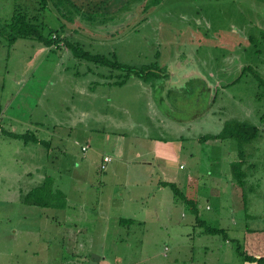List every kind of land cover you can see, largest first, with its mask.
Masks as SVG:
<instances>
[{
	"label": "rangeland",
	"instance_id": "374dc122",
	"mask_svg": "<svg viewBox=\"0 0 264 264\" xmlns=\"http://www.w3.org/2000/svg\"><path fill=\"white\" fill-rule=\"evenodd\" d=\"M39 9L0 0V23ZM40 13L44 34L167 75L115 84L121 69L0 37V264H246L237 247L258 239L264 254V133L245 145L243 184L236 141L200 139L234 119L264 127V0H55ZM46 175L65 206L20 201ZM77 228L100 238L76 256Z\"/></svg>",
	"mask_w": 264,
	"mask_h": 264
},
{
	"label": "trees",
	"instance_id": "16d2710c",
	"mask_svg": "<svg viewBox=\"0 0 264 264\" xmlns=\"http://www.w3.org/2000/svg\"><path fill=\"white\" fill-rule=\"evenodd\" d=\"M40 9L35 15L30 16L28 12L16 11L8 20L0 23V37L6 38L9 44H12L17 38H33L45 46H54L59 48L61 45L71 51L73 56L78 59H85L87 61L93 62L95 64L108 66L110 68L121 69L124 73L121 75V80L114 81L115 84L123 85L127 82L128 78L133 74L138 79L142 81L149 82L150 80H156L160 77H165L167 74L161 70V68L152 66L138 68L135 66L126 65L120 62L117 57L112 55L107 57L100 53H91L83 48L81 43L72 42L66 38H63L60 34V30L49 29L46 34L43 33V22L40 21V12L44 10L49 2H54L55 0H37ZM153 5L157 4L159 0H152ZM261 38L264 39V31H262ZM252 40V36L249 37V41ZM251 69V66H243V73ZM263 82V81H262ZM261 96V95H260ZM261 120H263L264 115H260ZM264 121V120H263ZM4 135H9L13 137H21L26 142L28 141H41L47 142L44 139L39 138L33 132L25 131L22 133L11 131V130H1ZM264 133V127L253 122H247L244 120L234 119L233 121H225L218 133H209L200 136L201 140H228L231 139L236 141L238 147V158L231 163L232 165V177L237 178V182L243 184L245 175L247 174L242 169V163L245 161L246 147L245 145L249 142H254L259 138L260 135ZM250 147V146H249ZM256 149V148H255ZM159 184L168 185L173 190L174 195L178 196L185 203L190 204L195 212L198 213V207H196V200L192 197H188L182 192L176 182L170 180H161ZM21 199L27 204H37L40 206H49V204L55 203L59 207L63 206L64 194L59 190V188L53 186V181L46 175L40 183L32 186L28 190L22 193ZM244 199V195H243ZM198 222L205 226L206 232L211 234L225 233L223 228H215L207 222L204 218H199ZM237 250L239 254L243 256L245 260L255 261L259 264H264V255L256 256L252 253H247L242 250L240 245H238Z\"/></svg>",
	"mask_w": 264,
	"mask_h": 264
},
{
	"label": "crops",
	"instance_id": "0c3cea01",
	"mask_svg": "<svg viewBox=\"0 0 264 264\" xmlns=\"http://www.w3.org/2000/svg\"><path fill=\"white\" fill-rule=\"evenodd\" d=\"M230 167L232 168V165H230ZM230 168V169H231ZM231 174H232V169H231ZM189 177V176H188ZM189 179H191V178H189ZM163 180H165V179H163ZM167 180V179H166ZM171 181H174V180H171ZM175 182V181H174ZM160 182H158V184L157 185H159V187L160 186H163V184H159ZM23 193V192H22ZM22 193H20V195H19V199H20V201H22V199H21V196H22ZM241 198L243 199V195L241 196ZM243 201H245V200H243ZM242 201V202H243ZM23 202V201H22ZM23 203H25V202H23ZM25 204H27V203H25ZM35 205H37V204H35ZM40 206V205H39ZM63 206H65V202L63 203ZM62 206V207H63ZM207 207L209 206L208 204L206 205ZM247 215L249 216V213H247ZM122 216H119V218L118 219H120ZM15 227V226H14ZM246 228L249 230V231H253V232H257V231H259V230H261L262 228L261 227H248L247 225H246ZM79 231L80 232H82L83 230L82 229H78L77 228V230H75V229H73V231H70V233L67 235L69 238H70V243H71V246L73 247V248H75V255L77 256V255H79V254H81L82 252H80L77 248H79V247H81V248H85V246H88L89 244H91L92 242H95V243H97L96 241H94V240H99V238H100V236L99 237H95L96 235H97V232L96 233H89V234H87V235H85V239H79L78 238V233H79ZM106 234V233H105ZM90 241V242H89ZM258 241H260L259 239H258ZM258 241H253L252 242V240H248V242H249V244H248V246L250 247V249H251V251L249 252V253H252V254H254V255H256V256H259V255H264L262 252H261V250H259V248L256 246V245H252L253 243H257ZM246 264H259V263H257V262H255V261H248L247 260V262H246Z\"/></svg>",
	"mask_w": 264,
	"mask_h": 264
},
{
	"label": "built area",
	"instance_id": "2783aa9c",
	"mask_svg": "<svg viewBox=\"0 0 264 264\" xmlns=\"http://www.w3.org/2000/svg\"><path fill=\"white\" fill-rule=\"evenodd\" d=\"M83 148L85 149L86 146H83ZM111 160V156L110 155H106L104 157V163L102 164V168H105L106 167V162L110 161Z\"/></svg>",
	"mask_w": 264,
	"mask_h": 264
}]
</instances>
